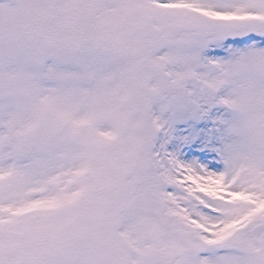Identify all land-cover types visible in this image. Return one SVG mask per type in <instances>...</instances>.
<instances>
[{"label": "snow or ice", "instance_id": "6c2138e0", "mask_svg": "<svg viewBox=\"0 0 264 264\" xmlns=\"http://www.w3.org/2000/svg\"><path fill=\"white\" fill-rule=\"evenodd\" d=\"M0 264H264V0H0Z\"/></svg>", "mask_w": 264, "mask_h": 264}]
</instances>
